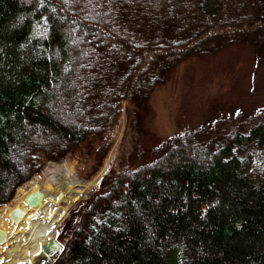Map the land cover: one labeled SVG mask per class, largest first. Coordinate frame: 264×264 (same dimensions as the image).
Instances as JSON below:
<instances>
[{
  "label": "trees",
  "instance_id": "obj_1",
  "mask_svg": "<svg viewBox=\"0 0 264 264\" xmlns=\"http://www.w3.org/2000/svg\"><path fill=\"white\" fill-rule=\"evenodd\" d=\"M252 35L264 0H0V204L89 138L105 161L126 103L131 127L170 67ZM152 145L116 154L50 264H264V109Z\"/></svg>",
  "mask_w": 264,
  "mask_h": 264
},
{
  "label": "rangeland",
  "instance_id": "obj_2",
  "mask_svg": "<svg viewBox=\"0 0 264 264\" xmlns=\"http://www.w3.org/2000/svg\"><path fill=\"white\" fill-rule=\"evenodd\" d=\"M220 5L221 2L216 3V7ZM248 37V40L227 43L212 54L187 57L170 67L166 71V80L151 89L144 116L132 118L131 127L128 125L131 109L126 103L117 129L116 143L119 142V149L117 151L113 146L105 161L99 159L100 155L94 150L98 141L89 138L77 148L45 160L29 179H24L23 176L22 183L0 204V224L7 225L8 228L14 226L7 210L27 190L34 191L35 198L43 194L42 197L64 203L71 199L69 186L80 189L91 184V196L94 188L99 185L100 176L105 173L116 154L126 156L146 142L157 146L176 131L208 118L216 120L219 117L232 116L235 121H241L244 115L264 109V37L258 36L261 40L259 43H256L254 35ZM79 103L80 101L77 104ZM60 106L65 115L72 103ZM73 117L75 119L77 116ZM22 149L23 147L20 150ZM142 161L138 157L135 163ZM82 177L86 178L83 180ZM77 193H73V196ZM90 196H86L84 200ZM76 209L78 208H73L60 222L56 229V238H60L64 222L72 217ZM20 233L22 237L25 236L24 232ZM18 238L11 237L8 243L10 248L16 245ZM8 250L7 245L2 247L0 264L13 262L14 258L12 254L9 255ZM37 256L31 264L46 263L42 253Z\"/></svg>",
  "mask_w": 264,
  "mask_h": 264
},
{
  "label": "bare ground",
  "instance_id": "obj_3",
  "mask_svg": "<svg viewBox=\"0 0 264 264\" xmlns=\"http://www.w3.org/2000/svg\"><path fill=\"white\" fill-rule=\"evenodd\" d=\"M90 186L91 184L80 189H76L75 192L78 193L71 196V199L64 203L42 197L43 194H40L36 198L40 200L38 203L27 204L24 201V197L27 193H29L27 190L20 200H17L14 204H12V206H10L7 210V215L10 216V214H13L18 220H14L12 218L13 220H11V223H13L14 226L11 228H8L7 225L0 224V228L6 232V241L3 243L4 245H0V251L2 247L7 245L9 255L12 254V257L14 258L13 262L9 264H31L38 252L42 250L43 244L51 238H56V229L60 222L64 219L63 217L70 213L80 201L88 196ZM77 198L79 199L77 200ZM4 231H0V239L3 238ZM20 232H24L25 236L22 237ZM11 237H19L16 245L14 244L15 246L12 248H10L8 244ZM56 239L64 244L62 240H59V237Z\"/></svg>",
  "mask_w": 264,
  "mask_h": 264
},
{
  "label": "water",
  "instance_id": "obj_4",
  "mask_svg": "<svg viewBox=\"0 0 264 264\" xmlns=\"http://www.w3.org/2000/svg\"><path fill=\"white\" fill-rule=\"evenodd\" d=\"M34 191L29 192L25 197H24V201L27 204H36L38 203L40 200L36 199L34 197ZM10 218H13L14 220H18L15 218V216L13 214H10ZM0 231H4L0 228ZM2 240H6V232H3V238L0 239V244H2L4 241ZM2 242V243H1ZM64 249V244H62L61 242H59L56 238H51L49 240H47L43 246H42V255L49 259L52 258L55 254H57L58 252H60L61 250Z\"/></svg>",
  "mask_w": 264,
  "mask_h": 264
}]
</instances>
